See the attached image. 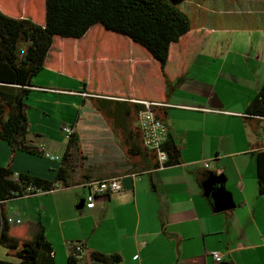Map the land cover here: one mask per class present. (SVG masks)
I'll list each match as a JSON object with an SVG mask.
<instances>
[{"label": "crops", "instance_id": "obj_1", "mask_svg": "<svg viewBox=\"0 0 264 264\" xmlns=\"http://www.w3.org/2000/svg\"><path fill=\"white\" fill-rule=\"evenodd\" d=\"M200 40L196 35L181 45L171 44L165 75L180 80L168 95L159 65L127 39L118 50L105 45L98 54L97 68L104 64L108 71L97 88L92 85L93 47L84 58L90 69L85 92H80L76 81L64 80L63 87L56 88L33 82L29 95L41 93L56 100L61 96L72 102L77 97L104 99L105 110L114 120L87 124L79 153L70 151L79 161L70 175L73 186L10 200L25 201L16 209L7 206L10 201L2 205L7 215L15 213L22 220L11 226L22 227L24 238L32 239L36 224L41 225L56 264H67L72 244L79 245L83 255L91 250L117 256L115 264H216L210 254L214 251L225 257L220 264H264V194L258 193L255 159L248 157L264 140L252 132L255 121L245 114L264 86V56L212 52L204 67V62L197 63ZM73 44L75 53L69 54L77 64L80 42ZM62 46L45 70L52 75L45 76L76 79L62 64ZM146 99L160 104L168 141L179 149L181 164L156 168L153 153L142 145L130 107ZM40 115L39 129L29 131L26 138L39 157L24 156L25 165L32 164L27 173L18 172L19 158L10 163L15 173L52 181L54 175L47 170L60 167L67 143L61 127L66 124L77 135L71 123L75 117L71 112L66 121L52 117L44 122L43 112ZM49 131L56 138L48 139ZM4 145L0 141V160L7 166ZM212 176L224 179L222 186L231 196L233 209L213 212L203 186ZM106 178H117L122 190L97 199L93 209L83 205L77 210L85 200L83 185Z\"/></svg>", "mask_w": 264, "mask_h": 264}, {"label": "trees", "instance_id": "obj_2", "mask_svg": "<svg viewBox=\"0 0 264 264\" xmlns=\"http://www.w3.org/2000/svg\"><path fill=\"white\" fill-rule=\"evenodd\" d=\"M6 1L0 0V141L6 142L12 153L21 150L37 155V150L26 140L29 134L26 98L33 87L34 77L40 71L48 69L50 60L55 62L58 42L63 41V46L71 50L73 42L79 40L81 59L93 47L94 54L90 58L93 65L103 46L106 45L108 49L116 46L118 50L121 42L127 39L147 52L159 65L166 85L165 95H168L180 80V77L169 80L165 75L170 46L181 45L182 41L196 37L195 33L191 34L188 16L173 0H9L8 6L11 8L6 6ZM32 8L34 14L40 15L39 18L32 19ZM63 54L65 59L71 57L67 51ZM76 70L77 73L72 71L70 77L79 79L82 85L80 92L83 93L88 82L79 76L77 64ZM92 70L95 71V68ZM93 71L92 85L95 86V82L99 85L101 76L99 73L95 75ZM90 100L95 110L107 119L109 115L105 110L106 101L96 97ZM141 107L139 104L130 107L132 123ZM159 107H152V112L163 121L158 112ZM245 114L256 122L252 132L258 137L261 121L257 117L264 116V86L247 105ZM77 139L74 132L66 143L60 167L54 172L52 181L15 173L11 163L0 166V246H6V256L15 259V262L0 259V264H56L53 248L41 225L36 224L32 239L24 238L22 227L7 223V213L2 205L5 201L23 197L30 187L49 192L58 185L61 188L73 186L70 175L78 167L79 161L78 155L73 158L70 151L79 153ZM256 148L252 156L255 159L258 193L262 195L264 145ZM165 150L169 158L165 167L181 164L179 149L172 141L166 142ZM155 158L153 153L152 159ZM155 165L157 168L156 162ZM116 260L117 256L108 257L91 250L83 255L82 248L72 244L66 262L91 264L93 261H100L112 264Z\"/></svg>", "mask_w": 264, "mask_h": 264}, {"label": "rangeland", "instance_id": "obj_3", "mask_svg": "<svg viewBox=\"0 0 264 264\" xmlns=\"http://www.w3.org/2000/svg\"><path fill=\"white\" fill-rule=\"evenodd\" d=\"M173 2L181 8L184 13L188 16L190 20L191 32H196L201 38V57H198L197 63L201 64L204 62V67L207 66L206 57L212 52H225L227 50L234 51V53L239 54H250L254 56L256 54L264 56V0H173ZM8 8L10 4L9 0L5 2ZM31 10V9H30ZM33 11V8L32 10ZM40 15L32 13V19L39 18ZM57 45V44H56ZM58 45H63L58 42ZM68 53L73 50L75 53V45L69 50L66 46H62ZM83 63V65H80ZM62 64L66 65L69 71H76V64L71 60V57L62 59ZM97 63H94L91 69L95 68L93 71L99 73L102 77L103 73L105 78H107L108 67L104 64H99L97 68ZM78 73L82 80L86 82L89 80V74L87 73L90 69L85 59H79L77 61ZM45 75H52L45 70L40 71L33 79L35 83L44 82L45 86H53L56 88L65 84L64 80H70L78 84L77 87L82 88L79 79H67L59 74L55 75L54 79H49ZM109 75V73H108ZM51 80V81H50ZM97 87V83L95 82ZM26 104L30 107L27 111V116L29 118V131L35 132L39 129L40 118L43 112L44 122L50 121L53 118L61 120V122L66 121L71 112L75 117L71 123H74L75 129L77 131V145L80 148L82 139L87 135L86 126L89 123H105L110 121L113 123L114 120L107 117L103 119L98 113L93 109V102L90 99L76 98L75 102H72L68 98H52L42 95L41 93H31L26 98ZM256 125V122H254ZM66 125V124H65ZM54 131H49L48 139L56 138L53 135ZM59 139V138H57ZM97 139V138H96ZM96 139H93L94 142ZM7 148L8 154L6 155V161L8 163L14 164L18 169V172L27 173L30 166H26L24 163V156H29L33 158L39 157L36 154H27L24 151L16 150L14 153L11 152L9 145L2 141ZM253 157V156H248ZM1 165L5 166V162L0 160ZM21 169V170H20ZM48 174L53 175L56 172V168L48 169ZM24 200L10 201L7 206L17 208L21 206ZM31 236V229L29 230ZM29 236V235H28ZM6 246H0V259L5 261L15 262V259L6 256L7 252Z\"/></svg>", "mask_w": 264, "mask_h": 264}, {"label": "built area", "instance_id": "obj_4", "mask_svg": "<svg viewBox=\"0 0 264 264\" xmlns=\"http://www.w3.org/2000/svg\"><path fill=\"white\" fill-rule=\"evenodd\" d=\"M134 103L142 106L141 109H139L136 113L134 123L141 136L142 145L146 150L154 153L156 157L155 161L157 163V168L164 169L166 168L165 164L169 159L167 151L165 150L166 142H168V130L165 126V123L162 120L156 118L152 112V107L160 106V104L149 102L147 100H137L134 101ZM257 118H259L261 121L259 127V136L262 140H264V116ZM61 132L64 135L66 141H68L74 134L73 128L68 125L62 126ZM51 159L56 158L51 157ZM83 186L87 189L84 200V208L86 209L95 208L97 199L106 197L109 193H118L122 190L120 182L117 178H106L99 181H90ZM56 189H61V186L58 185ZM40 193L43 194L47 192H42L41 189L30 187L26 190V194L23 197L28 198ZM6 217L7 223L9 225H19L22 223V220L15 213L12 215H6ZM210 254L215 261L214 263L220 264L224 262L225 257L222 253L214 251L210 252Z\"/></svg>", "mask_w": 264, "mask_h": 264}, {"label": "water", "instance_id": "obj_5", "mask_svg": "<svg viewBox=\"0 0 264 264\" xmlns=\"http://www.w3.org/2000/svg\"><path fill=\"white\" fill-rule=\"evenodd\" d=\"M224 179L221 177H209L207 182L203 185L205 190V196L209 197L212 202L213 212H221L231 210L235 207L229 192L225 191L222 186ZM84 205L83 201H80L77 210L82 209ZM91 264H105L100 261H93ZM115 264V263H112Z\"/></svg>", "mask_w": 264, "mask_h": 264}]
</instances>
